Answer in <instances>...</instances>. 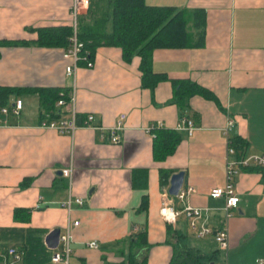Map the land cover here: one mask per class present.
Returning <instances> with one entry per match:
<instances>
[{"label": "crops", "instance_id": "crops-1", "mask_svg": "<svg viewBox=\"0 0 264 264\" xmlns=\"http://www.w3.org/2000/svg\"><path fill=\"white\" fill-rule=\"evenodd\" d=\"M72 2L0 0V41L22 42L0 46V88L70 90L63 47L38 45L37 29L71 25ZM145 2L184 10L190 33L188 46L153 50L152 69L165 76L154 88L142 86L138 55L126 61L120 47L99 45L93 66L80 62L76 70L73 134L40 126L45 118L71 119V106L57 115L55 104L52 116L37 93L10 97L24 104L17 119L0 126V252L26 250L31 235L48 252L40 264H63L51 261L58 246L49 248L45 237L69 227V264H140L142 258L143 264H169L178 240L203 255L205 264H264V167L241 168L234 176L239 200L226 219V250L213 233L198 237L183 214L167 224L159 213L162 188L183 171L181 188L193 190L183 201L171 196L173 206L204 209L203 219L217 230L225 198L209 191L225 185L226 164L239 157L228 153L231 138L246 142L245 155H264V0ZM185 79L207 94L190 93L182 110L173 81ZM88 115L93 120L85 126ZM181 117L194 130L181 131L173 153L157 160L153 129H176ZM118 123L120 141L112 143L109 129ZM64 168L71 169L70 181ZM137 233H144L143 244L133 240Z\"/></svg>", "mask_w": 264, "mask_h": 264}, {"label": "trees", "instance_id": "trees-1", "mask_svg": "<svg viewBox=\"0 0 264 264\" xmlns=\"http://www.w3.org/2000/svg\"><path fill=\"white\" fill-rule=\"evenodd\" d=\"M100 8V9H99ZM98 9V10H97ZM91 21L90 24L85 19ZM188 18L184 10L174 6L149 5L145 0H89L86 15L77 18V35L84 43L91 59L95 48L99 45L118 46L122 50V57L129 61L134 55H138L140 61L142 86L154 88L156 84L165 79V76L155 73L152 69V53L156 48H179L190 44L188 32ZM37 44L41 46H60L65 48L72 34L71 25L40 27L37 29ZM20 44L22 42H3L0 46ZM177 103L180 109H185V98L192 92L198 91L205 95L206 90L189 80L173 81ZM26 90V91H25ZM28 90V91H27ZM61 89H23L0 88V106L6 105L12 95L21 91L37 93L42 106L51 115L55 110ZM66 92V90H64ZM67 98V92H66ZM54 116V115H52ZM153 155L157 160H162L173 153L181 140L182 132L171 128H154ZM230 145L235 149L237 156L245 155L246 142L239 136L231 138ZM162 183L166 172L161 171ZM26 250L20 264H40L48 253L43 243L38 238L28 235ZM138 245L143 244L144 233L132 236ZM204 256L197 250L188 247L181 240L175 243L174 254L169 264H205ZM145 259L142 258L140 264ZM139 264V262L133 263Z\"/></svg>", "mask_w": 264, "mask_h": 264}, {"label": "built area", "instance_id": "built-area-1", "mask_svg": "<svg viewBox=\"0 0 264 264\" xmlns=\"http://www.w3.org/2000/svg\"><path fill=\"white\" fill-rule=\"evenodd\" d=\"M89 5V0H73L70 7V15L72 18V34L68 39V44L62 50V57L67 61L65 66V74L73 79L70 90L66 92L64 90L59 91V98L56 101V114L59 115L62 112V108L65 106H71V119H51L45 118L41 120L40 126L53 128L61 134H73L77 128L75 121V75L76 70L80 62L85 63L87 67H92L93 63L88 58V51L84 48V43L79 40L77 35V18L78 14L83 7ZM23 101L21 98L15 97L13 100L9 101L8 104L0 106V126L9 125L11 119H17L23 109ZM93 120V115H88L84 125L89 126ZM232 121H228V128H231ZM121 124L111 127L109 129L110 141L112 143H117L120 141L117 135V130L121 129ZM152 127H148L147 130L151 131ZM176 130L184 131L188 135L194 130V125L191 120L186 117H181ZM228 153H235V149L229 144ZM250 166H260L264 167V155H244L237 157L235 160L228 161L226 164V183L223 187H213L209 191V196L212 198H225L224 206V219L223 223L217 230L213 231L203 219L204 209L198 207H192L189 205L184 206L182 209H177L173 206L172 197L168 193L167 188H162L161 190V207L159 213L161 217L167 224H174L177 218L183 214L188 221L189 227L194 230L198 237H204L207 234L213 233L214 240L218 244V247L222 250H226L228 247V232L226 219L232 214V210L237 207L239 197L234 190V176L238 172V169L247 168ZM62 175L68 180H71V169H62ZM192 187L180 188L178 194L175 196L181 201L185 199L187 194L192 192ZM78 203H81L80 199H76ZM70 201L65 203V206L69 208ZM206 210V209H205ZM77 222H74L76 225ZM72 240L71 229L66 228L64 233L59 235V243L57 251L51 256L52 262H60L63 264H69V257L71 254L70 243ZM88 246L91 248H97V243L95 241H90ZM24 251L22 249L9 248L5 252H0V258L3 259V264H18L23 257Z\"/></svg>", "mask_w": 264, "mask_h": 264}, {"label": "water", "instance_id": "water-1", "mask_svg": "<svg viewBox=\"0 0 264 264\" xmlns=\"http://www.w3.org/2000/svg\"><path fill=\"white\" fill-rule=\"evenodd\" d=\"M183 181H184L183 171H178L172 174L169 181L168 193L171 196H176L178 194V191L183 185ZM59 235H60V229H54L50 231L45 237L46 245L51 249H55L59 243Z\"/></svg>", "mask_w": 264, "mask_h": 264}, {"label": "rangeland", "instance_id": "rangeland-1", "mask_svg": "<svg viewBox=\"0 0 264 264\" xmlns=\"http://www.w3.org/2000/svg\"><path fill=\"white\" fill-rule=\"evenodd\" d=\"M213 262H215V261H213ZM211 263H212V261L208 262V264H211ZM214 264H219V262H215Z\"/></svg>", "mask_w": 264, "mask_h": 264}]
</instances>
